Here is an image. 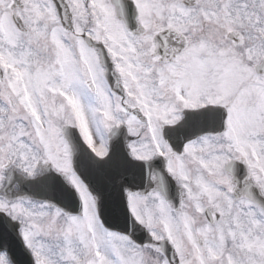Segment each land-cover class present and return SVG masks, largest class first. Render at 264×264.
Masks as SVG:
<instances>
[{
  "label": "snow or ice",
  "instance_id": "snow-or-ice-1",
  "mask_svg": "<svg viewBox=\"0 0 264 264\" xmlns=\"http://www.w3.org/2000/svg\"><path fill=\"white\" fill-rule=\"evenodd\" d=\"M0 264H264V0H0Z\"/></svg>",
  "mask_w": 264,
  "mask_h": 264
}]
</instances>
